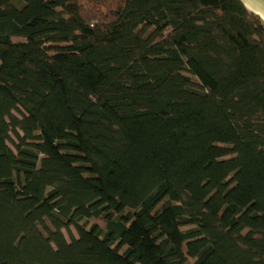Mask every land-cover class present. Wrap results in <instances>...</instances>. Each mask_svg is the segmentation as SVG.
Returning a JSON list of instances; mask_svg holds the SVG:
<instances>
[{"label":"trees","instance_id":"16d2710c","mask_svg":"<svg viewBox=\"0 0 264 264\" xmlns=\"http://www.w3.org/2000/svg\"><path fill=\"white\" fill-rule=\"evenodd\" d=\"M0 264H264L262 18L0 0Z\"/></svg>","mask_w":264,"mask_h":264},{"label":"crops","instance_id":"0c3cea01","mask_svg":"<svg viewBox=\"0 0 264 264\" xmlns=\"http://www.w3.org/2000/svg\"><path fill=\"white\" fill-rule=\"evenodd\" d=\"M249 10L258 14L264 21V0H242Z\"/></svg>","mask_w":264,"mask_h":264}]
</instances>
